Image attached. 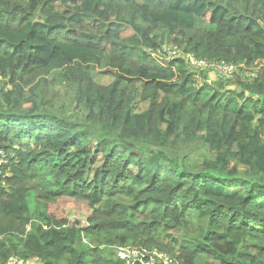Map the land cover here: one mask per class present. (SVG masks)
<instances>
[{
    "label": "trees",
    "instance_id": "trees-1",
    "mask_svg": "<svg viewBox=\"0 0 264 264\" xmlns=\"http://www.w3.org/2000/svg\"><path fill=\"white\" fill-rule=\"evenodd\" d=\"M206 17L214 31L197 27ZM165 43L253 69L264 0H0V264H125L115 247L264 264V67L236 90L199 85L186 60L153 58ZM55 70L71 113L47 99ZM66 199L88 225L48 215Z\"/></svg>",
    "mask_w": 264,
    "mask_h": 264
},
{
    "label": "rangeland",
    "instance_id": "rangeland-1",
    "mask_svg": "<svg viewBox=\"0 0 264 264\" xmlns=\"http://www.w3.org/2000/svg\"><path fill=\"white\" fill-rule=\"evenodd\" d=\"M197 27L200 29H207L210 31H214L216 28L214 25L210 24L209 18H198ZM123 39L130 45L135 43L134 34L131 30H127L123 35ZM183 49L170 45L169 43H165L161 49L158 51L151 52L153 58H157L160 61L173 59L175 56H178L182 52ZM264 67V63H259L257 67L253 69H244L239 67L236 73L229 79H221L219 76L213 71H201L192 69L189 67V71L192 74L196 75V79L199 85L208 82V83H219L223 82L226 85V88L230 90H236L239 82H252L256 75L261 71ZM64 72L62 70H55L49 75H43L42 77L47 80V84L49 86V93L47 95V99H52L53 106L58 110L60 108H64L66 111L70 112L75 109L74 95L75 90L67 85L64 82ZM95 81L98 84L109 86L114 82V78L111 76L102 75L96 72L94 76ZM10 81V78H0V87L6 86L7 89H12L11 85L5 84ZM38 80L34 83L37 84ZM239 88V87H238ZM135 110L137 112H144L149 108L148 102H142L140 98L134 104ZM71 113V112H70ZM180 152H184V145L180 147ZM207 152H205L203 159L207 156ZM32 198V197H31ZM46 210L48 211V215L53 219L57 220L59 223H66V225H72L75 221L79 222L82 226L88 225V220L93 216L92 210H89L88 206L85 204H80L76 201L66 199L59 200L55 203H50L46 206ZM27 231H30V226H28ZM119 247H115L111 249V253L116 255L117 249ZM116 257V256H115ZM9 264H42L38 259H32L27 262L21 261L17 258H13L10 260Z\"/></svg>",
    "mask_w": 264,
    "mask_h": 264
},
{
    "label": "built area",
    "instance_id": "built-area-1",
    "mask_svg": "<svg viewBox=\"0 0 264 264\" xmlns=\"http://www.w3.org/2000/svg\"><path fill=\"white\" fill-rule=\"evenodd\" d=\"M174 58H182L186 60L189 67L192 69L213 71L221 79L231 78L238 70L237 66L225 61L210 62L203 59H197L193 55L185 56L183 55V53H180ZM9 161V155L6 154L5 151L0 150V168L4 165L9 164ZM1 173L2 171L0 172V174ZM1 184L5 186V183ZM116 257L119 260L123 261L125 264H176L175 260L166 254L159 252L147 253L131 247H119L116 252Z\"/></svg>",
    "mask_w": 264,
    "mask_h": 264
},
{
    "label": "water",
    "instance_id": "water-1",
    "mask_svg": "<svg viewBox=\"0 0 264 264\" xmlns=\"http://www.w3.org/2000/svg\"><path fill=\"white\" fill-rule=\"evenodd\" d=\"M138 264H141V263H138Z\"/></svg>",
    "mask_w": 264,
    "mask_h": 264
}]
</instances>
